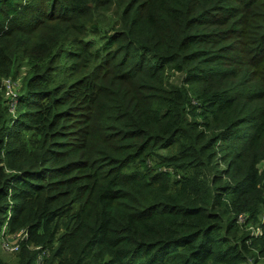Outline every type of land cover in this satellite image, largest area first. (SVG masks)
I'll return each mask as SVG.
<instances>
[{"label":"trees","instance_id":"trees-1","mask_svg":"<svg viewBox=\"0 0 264 264\" xmlns=\"http://www.w3.org/2000/svg\"><path fill=\"white\" fill-rule=\"evenodd\" d=\"M263 161L264 0H0L18 264H264Z\"/></svg>","mask_w":264,"mask_h":264},{"label":"rangeland","instance_id":"rangeland-1","mask_svg":"<svg viewBox=\"0 0 264 264\" xmlns=\"http://www.w3.org/2000/svg\"><path fill=\"white\" fill-rule=\"evenodd\" d=\"M7 78H9L8 80L10 81V84L14 86L15 90L17 88L16 91H19V94H20L21 85L19 83L22 82L21 81L22 79L21 80L20 79L16 80L13 77H11V78L7 77ZM4 80H3V83H2L3 89H5ZM16 107H17V105H16ZM16 107H15V109H16ZM12 114H15V111L12 112ZM18 233H21L20 239H19V237H17V235L16 236H12L10 234H5V236H4V234H3L4 240H2V243L0 245V256L6 260L7 264H18L17 263L18 262L17 261V251L18 250L17 251H13V252H11V250H12L13 247H15L17 245L18 239H19L20 243L25 239L26 232H18ZM3 244H5L6 246L4 247ZM15 249H17V246H16Z\"/></svg>","mask_w":264,"mask_h":264},{"label":"built area","instance_id":"built-area-1","mask_svg":"<svg viewBox=\"0 0 264 264\" xmlns=\"http://www.w3.org/2000/svg\"><path fill=\"white\" fill-rule=\"evenodd\" d=\"M8 79L9 78H6L4 80L5 97H6L7 101H8V104L10 106L11 111L14 112L15 111V107H16V105L18 103V100H19V91H16L17 88H16V90L14 89V86L10 84V81ZM261 167L264 168V161L262 162ZM239 220H240L241 223H243L245 221V217L243 215H241ZM249 229L252 230V233H254L256 235L261 233V230L258 227L256 228V227L250 226ZM21 232H23V231H21ZM16 235L20 239L21 233H18V234L12 235V236H16ZM19 239H18V242H17V245H16L17 249H15L16 248V246H15V247L12 248L11 252L19 250V247H20L19 246V243H20ZM3 245H4V247L6 246L5 244H3Z\"/></svg>","mask_w":264,"mask_h":264}]
</instances>
